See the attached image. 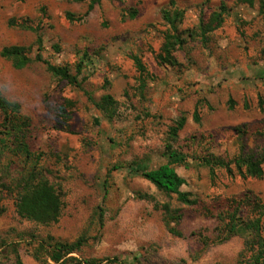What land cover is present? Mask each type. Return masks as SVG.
I'll list each match as a JSON object with an SVG mask.
<instances>
[{
	"label": "rangeland",
	"instance_id": "obj_1",
	"mask_svg": "<svg viewBox=\"0 0 264 264\" xmlns=\"http://www.w3.org/2000/svg\"><path fill=\"white\" fill-rule=\"evenodd\" d=\"M170 1L101 0L83 21L72 22L66 13L84 15L90 0H0V92L29 117L31 150L42 155L46 178L63 200L57 223L43 226L19 217L15 185L22 178L23 160L0 157V183L7 185H0V240L20 243L24 264H55L42 251L41 261L34 258V241L52 237L74 242L82 236L87 243L74 254L81 259L239 264L242 238L205 248L202 237L216 241L221 225L217 217L246 191H254L264 202V179L244 180L233 165L234 175L220 168L211 173L189 160L188 169L177 167L186 180L183 191L198 200L187 206L125 167L138 161L149 168L163 164L160 156L169 128L182 115L191 117L195 100L208 98L222 107L229 99L256 98L257 90L264 94V0H256L252 7L236 0H175L185 10L179 28L186 32L195 31L202 19L208 21L222 2L232 10L223 27L209 36L207 47L194 38L175 54L181 68L164 66L157 58L168 29L161 11ZM134 10L138 14L131 19ZM12 46L26 48L32 59L41 54L54 65L69 66L79 87L54 77L42 62L15 68L1 55ZM131 54L141 58L151 75L144 92ZM227 68L236 71L234 76ZM251 72L254 78H249ZM242 84L256 90L247 91ZM105 94L117 102L118 114L112 121L88 99L100 101ZM60 107H65L66 115ZM212 118L199 126L188 122L175 147L191 157L226 159L238 157L240 147L245 152L263 149L264 137L241 140L230 125L213 123ZM137 193L151 199H139ZM166 203L183 215L177 226L183 237L167 230L161 208ZM100 206L106 211L103 225L97 218ZM249 210H243L244 217ZM0 264H15L14 256L0 255Z\"/></svg>",
	"mask_w": 264,
	"mask_h": 264
},
{
	"label": "trees",
	"instance_id": "obj_2",
	"mask_svg": "<svg viewBox=\"0 0 264 264\" xmlns=\"http://www.w3.org/2000/svg\"><path fill=\"white\" fill-rule=\"evenodd\" d=\"M81 3L86 0H73ZM256 0H236L237 4L243 3L254 6ZM101 0H90L87 11L84 15L76 16L72 13H66L68 20L72 22H81L83 19L99 5ZM264 4V1L262 2ZM137 11H132L129 18L134 19ZM162 18L168 26L164 32V44L158 54L159 62L164 66L173 68H181L182 64L178 61L175 54L178 51H184L189 40L199 38L204 46L209 43V36L215 30L221 28L230 14L227 3L222 2L218 9L210 13L208 21L202 19L198 28L194 31H182L180 25L183 24L185 10L180 9L175 0L169 2L162 11ZM10 24H14L11 21ZM41 41L39 44L41 46ZM2 57L11 60L17 69H22L33 61L42 62L47 65L49 72L60 80H66L70 84L79 87L76 77H73L69 66H57L45 60L41 54L32 59L26 54V48L20 46H12L4 48L1 52ZM84 56H87L84 54ZM186 56H189L186 54ZM136 70L139 74V87L144 92L150 73L141 58L136 54H131ZM81 72V67H79ZM89 96V95H88ZM89 101L100 110L105 118L109 121L117 117V102L110 94H105L100 101L88 97ZM233 101L230 100L232 104ZM206 103L198 101L193 114L194 121L200 123V106ZM74 103L67 102L68 107H72ZM62 114H65V107H60ZM186 117L182 115L169 128V141L166 144L165 151L162 156L165 163L159 165L155 169H149L143 162H133L127 164L125 169L134 176H139L151 183L157 190L165 193L167 196H176L181 204L194 206L198 204V200L190 192L182 191V187L186 184V180L177 172V167L189 168V160L197 162L200 166L210 169L211 173L216 168L225 169L228 174L234 175L232 165L235 167L242 179H258L264 178V150L260 155L238 156L233 159H226L220 156L208 155L201 157L197 155L189 156L181 152L175 147V143L179 138V132L185 127ZM31 135V121L29 117L22 113L21 106L8 100L0 92V157L5 154L10 155L12 159L23 160L22 178L15 185L17 189L16 212L19 217L27 221L47 226L57 223L62 215L63 200L61 192L46 178L47 171L41 165L42 155L35 154L30 147L29 139ZM9 164H12L10 162ZM6 187L5 183H0ZM107 185H104L106 188ZM139 199L150 200V195L137 193ZM164 212V222L170 234L183 237V233L178 231L177 226L180 225L183 215L174 212L169 203L161 206ZM249 210V214L244 217L243 210ZM106 211L100 206L97 211V218L100 223L104 222ZM220 226L217 228L216 241H209L203 238L205 248L211 244H222L230 240L232 237L240 236L244 239V248L239 255V264H264V202L256 196L252 191L248 190L239 201L233 202V208L229 211L221 213L218 217ZM87 243V238L80 237L74 242H59L55 239L48 238L34 241L35 251L34 258L41 261L39 252L42 251L46 255V259L53 261L55 264H126L120 261L118 257L105 259H81L74 256L81 251ZM12 254L15 264H24L20 254V243L0 240V255Z\"/></svg>",
	"mask_w": 264,
	"mask_h": 264
},
{
	"label": "crops",
	"instance_id": "obj_3",
	"mask_svg": "<svg viewBox=\"0 0 264 264\" xmlns=\"http://www.w3.org/2000/svg\"><path fill=\"white\" fill-rule=\"evenodd\" d=\"M226 3L229 6V3L227 1H226ZM231 11L232 10H230V12ZM225 22H226V20H225ZM225 22H224V24H225ZM191 54L192 53H190V55ZM226 70H229L230 74H232V76H234V73L236 72L235 70H232L229 68H227ZM251 74L253 75V73L251 72L249 78H254L255 76H252ZM242 87H245L247 89V91H251L252 93H253V91L256 90L249 85L245 86V84H242ZM240 92H242V89L240 90ZM255 94L257 95V97L256 98L252 97L251 99H249V98L241 99L240 98L239 100H236V101H234L233 99H229L221 105L222 107H218L217 105H215V103L212 100H209L207 98L206 103L203 106H200V119H201L200 123H196L194 121V117H193V114H194V111L196 108V103H197V101L195 100L194 104L192 106L193 108H192L191 117H187V115L185 116L186 117L185 127H186L188 122L195 123L199 126L206 118H210V116H211V117H213L212 118L213 123L218 124L220 122H226L227 125H230L231 128H233V133L235 134V136L240 138L241 140L244 139L245 137H259V138L264 137V94H263V92H260L259 90L255 91ZM230 100L233 101L232 104L230 103ZM219 114H223V115L225 114L226 118H221V119L216 118V116ZM185 127L179 132V136H182L183 132L185 131ZM213 128H215V127H213ZM263 150H264V147L261 150L245 152L244 149L240 147L239 156H248V155H252V154L260 155L263 152ZM160 158L164 159L162 155L160 156ZM165 162L166 161L164 159V163ZM147 163H148V161H147ZM157 167L158 166H156L154 168H149V169H155ZM183 178L185 179V177H183ZM263 179H261V180H263ZM181 190L183 191V189H181ZM250 191H252V190H250ZM252 192L255 194L254 191H252ZM244 194L242 195V197L244 196ZM255 195L257 196V194H255ZM236 238L240 239L241 237L240 236L232 237L230 240H228L227 242L222 243L220 245H224L226 243H229L233 239H236ZM243 248H244V241H243ZM243 248H242V250H243ZM239 255H240V252H239Z\"/></svg>",
	"mask_w": 264,
	"mask_h": 264
}]
</instances>
